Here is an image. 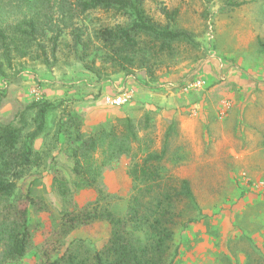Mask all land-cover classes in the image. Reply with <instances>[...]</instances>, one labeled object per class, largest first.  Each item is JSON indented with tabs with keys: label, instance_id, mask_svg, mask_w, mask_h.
Listing matches in <instances>:
<instances>
[{
	"label": "rangeland",
	"instance_id": "obj_1",
	"mask_svg": "<svg viewBox=\"0 0 264 264\" xmlns=\"http://www.w3.org/2000/svg\"><path fill=\"white\" fill-rule=\"evenodd\" d=\"M143 6L155 21L169 20L190 32L194 41L175 44L174 54L164 57L152 75L136 68L128 74L104 70L97 77L86 65L92 64L94 47L83 57L69 30L60 36L54 55L46 42L47 62L33 57L35 51L3 66L0 122L12 120L31 101L55 105L49 133L33 143L40 166L26 174V182L37 179L33 194L41 201V207L31 206L28 213L31 245L18 261L5 264H40L54 255L57 239L83 238L99 246L107 237L104 222L62 237L56 233L61 210L97 196L94 189L74 190L71 204L63 205L51 184L53 174L71 175L66 149L73 128L69 144L63 136L55 138L58 123L68 115L79 120L84 133L128 116L142 142L157 150L172 124L162 161L165 179L176 187L178 180L187 179L197 205L185 199L178 204L183 216L170 244L173 264H264V0H145ZM161 7L175 11L172 21ZM124 22L126 15L96 9L71 24L88 34L100 25ZM254 91L256 98L246 97ZM123 93L129 95L125 104L107 100ZM128 166L129 158L121 157L102 178L105 190L115 195L106 201H113L119 212L125 211L134 185ZM24 179L18 182L19 196Z\"/></svg>",
	"mask_w": 264,
	"mask_h": 264
},
{
	"label": "trees",
	"instance_id": "obj_2",
	"mask_svg": "<svg viewBox=\"0 0 264 264\" xmlns=\"http://www.w3.org/2000/svg\"><path fill=\"white\" fill-rule=\"evenodd\" d=\"M144 1L0 0V75L3 66L35 51L33 57H43L47 62L44 46L49 43L50 55H54L65 30L70 31L73 43L81 46L83 57L94 47L92 64L86 65L97 77L104 70L128 74L136 68L152 75L164 57L174 54L175 44L194 41L190 32L174 27L169 20L164 24L155 21L147 14ZM96 9L126 15L128 22L100 25L88 34L81 26L71 24L74 18ZM161 11L170 21L174 19V10L161 7ZM54 108L48 100L31 101L12 120L0 122V264L18 261L31 245L28 213L31 206L41 207V201L33 194L32 184L37 179L33 176L26 182V174L40 166L41 155L33 149V143L49 133ZM71 128L73 140L66 149L71 175L53 174L51 184L63 205L71 204L74 190L94 189L97 196L80 207L61 210L56 233L62 237L80 226L104 222L108 234L99 246L83 238L68 242L57 239L52 245L54 255L40 264H173L170 244L177 219L183 216L178 204L185 199L196 209L197 205L187 179L178 180V187L165 179L162 161L172 124L159 150L142 142L128 116L109 127L99 125L84 133L79 120L68 115L58 123L55 138L63 136L69 144ZM124 156L129 158L126 174L134 185L125 211L119 212L113 201L107 203V198L115 195L105 190L102 178ZM23 178L26 185L19 196L16 191Z\"/></svg>",
	"mask_w": 264,
	"mask_h": 264
},
{
	"label": "built area",
	"instance_id": "obj_3",
	"mask_svg": "<svg viewBox=\"0 0 264 264\" xmlns=\"http://www.w3.org/2000/svg\"><path fill=\"white\" fill-rule=\"evenodd\" d=\"M107 100L112 104L121 105V104H125L126 102H128L129 95L126 93H123V94L115 95L112 97H108Z\"/></svg>",
	"mask_w": 264,
	"mask_h": 264
},
{
	"label": "crops",
	"instance_id": "obj_4",
	"mask_svg": "<svg viewBox=\"0 0 264 264\" xmlns=\"http://www.w3.org/2000/svg\"><path fill=\"white\" fill-rule=\"evenodd\" d=\"M264 84V83H263ZM245 95H246V97L247 96H251V95H253L255 98H256V95H257V93H256V91H254V92H248V93H245ZM238 132H239V130H237ZM237 131H233L235 134H237ZM240 133V132H239Z\"/></svg>",
	"mask_w": 264,
	"mask_h": 264
}]
</instances>
